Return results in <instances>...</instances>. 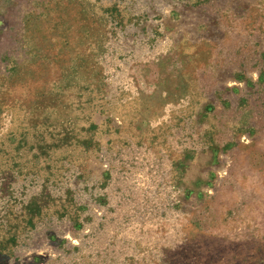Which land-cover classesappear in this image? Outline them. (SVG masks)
<instances>
[{
  "label": "rangeland",
  "instance_id": "obj_1",
  "mask_svg": "<svg viewBox=\"0 0 264 264\" xmlns=\"http://www.w3.org/2000/svg\"><path fill=\"white\" fill-rule=\"evenodd\" d=\"M0 264H264V0H0Z\"/></svg>",
  "mask_w": 264,
  "mask_h": 264
}]
</instances>
